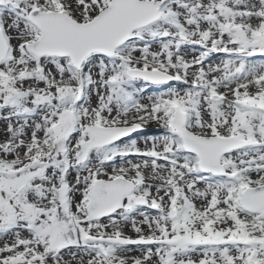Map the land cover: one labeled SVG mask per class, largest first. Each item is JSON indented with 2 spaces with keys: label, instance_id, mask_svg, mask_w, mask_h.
<instances>
[{
  "label": "snow or ice",
  "instance_id": "obj_1",
  "mask_svg": "<svg viewBox=\"0 0 264 264\" xmlns=\"http://www.w3.org/2000/svg\"><path fill=\"white\" fill-rule=\"evenodd\" d=\"M0 264H264V0H0Z\"/></svg>",
  "mask_w": 264,
  "mask_h": 264
},
{
  "label": "bare ground",
  "instance_id": "obj_2",
  "mask_svg": "<svg viewBox=\"0 0 264 264\" xmlns=\"http://www.w3.org/2000/svg\"><path fill=\"white\" fill-rule=\"evenodd\" d=\"M147 131H148L149 133H151V132H154L155 129H154V128H150V129H148Z\"/></svg>",
  "mask_w": 264,
  "mask_h": 264
}]
</instances>
